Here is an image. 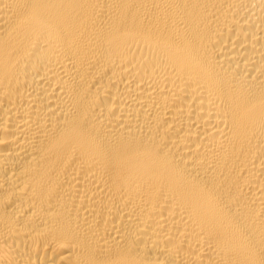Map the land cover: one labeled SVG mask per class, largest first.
Returning a JSON list of instances; mask_svg holds the SVG:
<instances>
[{"label":"bare ground","instance_id":"bare-ground-1","mask_svg":"<svg viewBox=\"0 0 264 264\" xmlns=\"http://www.w3.org/2000/svg\"><path fill=\"white\" fill-rule=\"evenodd\" d=\"M0 264H264V0H0Z\"/></svg>","mask_w":264,"mask_h":264}]
</instances>
